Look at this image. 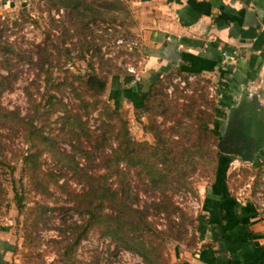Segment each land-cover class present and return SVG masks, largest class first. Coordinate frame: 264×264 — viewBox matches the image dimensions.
<instances>
[{
  "label": "rangeland",
  "instance_id": "rangeland-1",
  "mask_svg": "<svg viewBox=\"0 0 264 264\" xmlns=\"http://www.w3.org/2000/svg\"><path fill=\"white\" fill-rule=\"evenodd\" d=\"M71 1L0 0V75L10 73L0 106L26 115L34 105L27 89L42 105L33 123L46 138L32 142L17 124L0 129V264H146L107 235L103 224H92L76 239L74 227L85 219L76 202L86 190L76 165L88 175H107L126 200L125 190L128 202L144 213V229L135 236L153 248L155 264H176L180 250L197 242L206 192L223 185L215 177L224 137L215 125L222 110L218 83L174 70L151 80L143 71L131 0H76L81 16ZM88 76L106 81L101 95L86 90ZM132 84L148 94L146 108H138V95L131 93L135 101L117 95ZM49 95L64 105L50 114ZM229 122L223 118L225 131ZM125 130L140 146L132 144L130 157L113 160L106 170L104 156ZM255 161L234 156L225 186L264 220V161ZM109 216L114 211L107 207L103 218Z\"/></svg>",
  "mask_w": 264,
  "mask_h": 264
},
{
  "label": "crops",
  "instance_id": "crops-1",
  "mask_svg": "<svg viewBox=\"0 0 264 264\" xmlns=\"http://www.w3.org/2000/svg\"><path fill=\"white\" fill-rule=\"evenodd\" d=\"M130 2L142 41L143 71L151 80L173 70L207 77L218 83L223 110L215 125L222 126L233 112L264 121V0ZM218 131L225 135L224 127ZM257 160L262 163L264 156ZM212 188L202 201L197 242L180 250L176 264H264L260 211L228 195L225 185Z\"/></svg>",
  "mask_w": 264,
  "mask_h": 264
},
{
  "label": "trees",
  "instance_id": "trees-1",
  "mask_svg": "<svg viewBox=\"0 0 264 264\" xmlns=\"http://www.w3.org/2000/svg\"><path fill=\"white\" fill-rule=\"evenodd\" d=\"M71 8L74 11H77V15L81 16L83 12H81L80 6H82V2L73 0L71 1ZM89 6L85 5L84 9L89 10ZM85 17L82 16V18ZM10 76L8 72L7 76L0 75V96L1 94L8 90L2 83L7 80ZM119 79L115 78L114 84L116 82L118 84ZM132 78H128L126 83H130ZM84 86L88 92L92 95H101L107 87V83L105 80H100L96 76H88V79L84 82ZM119 87V86H116ZM116 87H112V91L115 92ZM115 89V90H114ZM119 90V88H118ZM131 91H133V95L140 98L141 105L138 107L139 109H144L147 106L148 101V94H144L141 92L139 85L137 88H132L130 90H120L117 91V95L119 98H123L129 96L130 99L135 101V96L131 95ZM26 96L30 99V101L34 105L32 109L24 116H21L17 110H9L0 106V129L1 127H6L8 125L17 124L21 129L24 130V133L31 136L32 142L40 141L42 142L46 138L41 134V131L36 128L35 124L33 123L35 115L39 114L41 104H36V100H32L33 94L30 93L26 89ZM136 103V102H134ZM137 104V103H136ZM63 103L59 101L55 95H49L47 101V108L48 114L53 112L54 110L58 109L62 106ZM64 106V105H63ZM46 108V109H47ZM116 111V110H115ZM71 120V119H70ZM217 130L221 127L219 124H216ZM216 130V134H218ZM126 131V130H125ZM1 136V133H0ZM127 131L121 132L116 135V139L118 140V146L116 149L111 152V155L106 154L105 158V169L109 171L111 170L112 166H107L112 163L113 160L116 162L122 161L123 159L129 158L131 152L134 148H130L133 144L130 139L127 137ZM221 136V135H220ZM219 136V137H220ZM102 140L107 139V135L102 137ZM133 146H140L134 145ZM89 154V153H88ZM104 155V154H103ZM263 153H260V156L263 157ZM217 158V168L215 172L216 183L225 185V173L227 170L228 165L234 160V156H230L224 154L223 152L219 151L216 155ZM134 160L141 162L140 158H133ZM256 163L258 162L255 161ZM154 165V164H153ZM77 166V171L83 172L84 177L86 179V190L81 195L76 202V211L77 213L84 217L85 219L82 220L80 224L75 225V229L79 230V234L77 235V240H79L92 226L94 223H100L104 225V229L106 234L109 235L112 239L116 240V242L128 249L131 250L138 255H140L146 264H155L156 261V254L153 252V248H149L145 243H143V239L141 236L137 235L136 233L142 231L144 229L145 218L144 213L141 209L135 207L134 202H128V196L126 195V191L124 190V195L126 198L123 199L119 197V193L117 190L112 189L108 185L107 175L102 174L98 176L88 175L82 168ZM150 165H146L148 168ZM110 167V168H108ZM156 171L155 166H150V172L153 173ZM110 208L114 211V216L107 217V219L103 218V211L105 208Z\"/></svg>",
  "mask_w": 264,
  "mask_h": 264
},
{
  "label": "water",
  "instance_id": "water-1",
  "mask_svg": "<svg viewBox=\"0 0 264 264\" xmlns=\"http://www.w3.org/2000/svg\"><path fill=\"white\" fill-rule=\"evenodd\" d=\"M134 87H137V84H134ZM263 147L264 121H259L254 115L239 116L233 112L218 149L245 162H253Z\"/></svg>",
  "mask_w": 264,
  "mask_h": 264
}]
</instances>
